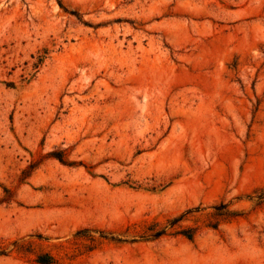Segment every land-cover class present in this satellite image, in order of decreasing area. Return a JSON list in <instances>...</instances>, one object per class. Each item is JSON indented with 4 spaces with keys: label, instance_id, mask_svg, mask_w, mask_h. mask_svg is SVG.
Masks as SVG:
<instances>
[{
    "label": "rangeland",
    "instance_id": "374dc122",
    "mask_svg": "<svg viewBox=\"0 0 264 264\" xmlns=\"http://www.w3.org/2000/svg\"><path fill=\"white\" fill-rule=\"evenodd\" d=\"M0 264H264V0H0Z\"/></svg>",
    "mask_w": 264,
    "mask_h": 264
}]
</instances>
